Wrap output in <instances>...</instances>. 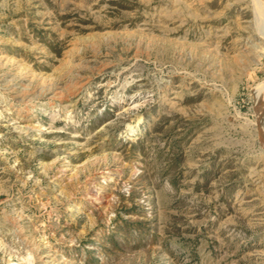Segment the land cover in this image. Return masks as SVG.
Instances as JSON below:
<instances>
[{
    "label": "rangeland",
    "instance_id": "obj_1",
    "mask_svg": "<svg viewBox=\"0 0 264 264\" xmlns=\"http://www.w3.org/2000/svg\"><path fill=\"white\" fill-rule=\"evenodd\" d=\"M0 264H264V0H0Z\"/></svg>",
    "mask_w": 264,
    "mask_h": 264
},
{
    "label": "bare ground",
    "instance_id": "obj_2",
    "mask_svg": "<svg viewBox=\"0 0 264 264\" xmlns=\"http://www.w3.org/2000/svg\"><path fill=\"white\" fill-rule=\"evenodd\" d=\"M74 85V84H73ZM263 98V97H262Z\"/></svg>",
    "mask_w": 264,
    "mask_h": 264
}]
</instances>
